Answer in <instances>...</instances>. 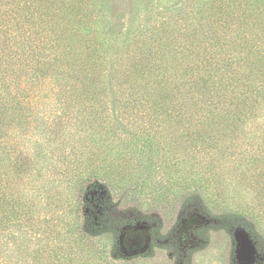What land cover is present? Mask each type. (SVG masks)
Segmentation results:
<instances>
[{
  "label": "trees",
  "instance_id": "16d2710c",
  "mask_svg": "<svg viewBox=\"0 0 264 264\" xmlns=\"http://www.w3.org/2000/svg\"><path fill=\"white\" fill-rule=\"evenodd\" d=\"M109 1L0 0V264H70L82 252H117L124 221L110 204L142 184L77 163L68 213L82 222L65 224L70 240L39 206L41 171L52 170L70 128L119 135L141 152L179 141L204 153L225 143L264 186V0L169 8L141 0L133 26L114 33ZM168 125L182 134H161ZM99 185L107 196L89 202L86 188ZM92 202L100 208L94 217L84 213ZM41 222L53 239H41Z\"/></svg>",
  "mask_w": 264,
  "mask_h": 264
},
{
  "label": "rangeland",
  "instance_id": "374dc122",
  "mask_svg": "<svg viewBox=\"0 0 264 264\" xmlns=\"http://www.w3.org/2000/svg\"><path fill=\"white\" fill-rule=\"evenodd\" d=\"M139 1L108 2L105 10L113 21V33L133 26L137 10L143 7V1ZM156 1L166 8L182 2ZM172 127H163L161 134L168 130L171 136L182 134L175 130L178 126ZM103 134V130L92 131L91 127L68 129V146L62 152L56 150L49 173L41 171L39 206L52 223L62 221L60 236L70 240L65 224L74 227L82 222L68 213L69 207L74 210L77 197L71 188L77 178V163L87 167L102 165L104 169L109 166L114 181L123 176L127 184H142L143 188L134 197L121 190V197L112 199L111 216L124 221L117 252L108 248L101 257L82 252L73 255L70 264H238L235 234L239 230L248 235L256 250L255 264H264V186L255 182L253 167L245 166V159L231 154L225 143L204 153L179 141L157 153L141 152L119 135L104 140ZM93 137L97 140L92 141ZM63 154L66 161L59 158ZM193 186L199 190L186 199V189L191 192ZM106 196L101 185L86 188L89 202ZM96 203L92 202L85 215L94 217L100 212ZM235 213L243 218H237ZM39 228L41 239H53L54 234H48L42 222ZM139 228L146 235L145 248L134 252L122 249L121 235Z\"/></svg>",
  "mask_w": 264,
  "mask_h": 264
},
{
  "label": "water",
  "instance_id": "95a60500",
  "mask_svg": "<svg viewBox=\"0 0 264 264\" xmlns=\"http://www.w3.org/2000/svg\"><path fill=\"white\" fill-rule=\"evenodd\" d=\"M235 238L238 264H255L257 262V254L248 235L244 231L239 230L236 232ZM146 241V235L142 228L130 231L125 235L122 234L120 237L121 247L127 252L144 249Z\"/></svg>",
  "mask_w": 264,
  "mask_h": 264
}]
</instances>
